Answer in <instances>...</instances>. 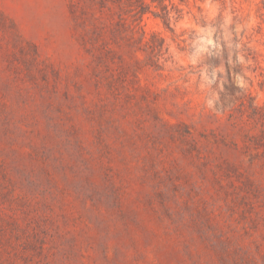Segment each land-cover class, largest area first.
<instances>
[{"label":"rangeland","instance_id":"1","mask_svg":"<svg viewBox=\"0 0 264 264\" xmlns=\"http://www.w3.org/2000/svg\"><path fill=\"white\" fill-rule=\"evenodd\" d=\"M139 1L0 0V264H264V0Z\"/></svg>","mask_w":264,"mask_h":264},{"label":"clouds","instance_id":"2","mask_svg":"<svg viewBox=\"0 0 264 264\" xmlns=\"http://www.w3.org/2000/svg\"><path fill=\"white\" fill-rule=\"evenodd\" d=\"M235 32L236 29L229 18L223 21L202 23L199 30L190 36L187 49L188 60L193 68L199 69L197 75L200 85L207 92L205 103L211 109L217 107L219 100V93L216 88L223 87L221 65L224 63V54H226L227 62L230 55L236 56L233 63H238L241 60V57L236 55L240 45L234 40ZM193 35L195 38H191ZM209 47L214 48V55L220 58L218 65L205 62ZM237 79L240 80L241 78L237 77Z\"/></svg>","mask_w":264,"mask_h":264},{"label":"trees","instance_id":"3","mask_svg":"<svg viewBox=\"0 0 264 264\" xmlns=\"http://www.w3.org/2000/svg\"><path fill=\"white\" fill-rule=\"evenodd\" d=\"M150 2L151 4H156L159 7V9L162 11L161 16L156 14L155 17L161 19L163 24L168 28L170 26L171 17H170V12L167 10V6L164 4L165 0H150ZM139 5L141 10L138 13H140V15L143 16L145 13L143 9L146 7L145 0H140ZM143 38L145 40V37Z\"/></svg>","mask_w":264,"mask_h":264}]
</instances>
